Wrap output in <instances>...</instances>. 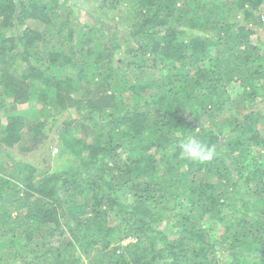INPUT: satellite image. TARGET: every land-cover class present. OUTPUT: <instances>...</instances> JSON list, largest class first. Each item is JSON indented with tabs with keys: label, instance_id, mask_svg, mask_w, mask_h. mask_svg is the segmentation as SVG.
<instances>
[{
	"label": "trees",
	"instance_id": "trees-1",
	"mask_svg": "<svg viewBox=\"0 0 264 264\" xmlns=\"http://www.w3.org/2000/svg\"><path fill=\"white\" fill-rule=\"evenodd\" d=\"M262 12L264 0H0V264H264ZM157 81L166 90L147 93ZM238 98L247 107L228 114ZM190 135L217 146L213 160L180 155ZM54 141L78 169L11 153ZM65 233L72 257L52 241Z\"/></svg>",
	"mask_w": 264,
	"mask_h": 264
},
{
	"label": "rangeland",
	"instance_id": "rangeland-1",
	"mask_svg": "<svg viewBox=\"0 0 264 264\" xmlns=\"http://www.w3.org/2000/svg\"><path fill=\"white\" fill-rule=\"evenodd\" d=\"M68 1L70 2V4H74V0H68ZM77 4H80V3H77ZM91 8H89L90 9L89 12H91ZM109 13H111V12H109ZM88 14L89 13H87L85 11L80 12L77 8H75L73 15H74V18L78 22L83 23V22H86L88 20V17H87ZM112 15H114V13L110 14V16H112ZM262 15H264V12H262ZM262 22L264 24L263 20H262ZM259 33H262V36L264 39V32H263L262 28L259 29ZM20 73H21V70L18 72V74H20ZM148 73L151 76V78L154 77L153 75H155V74L157 75L156 71L153 69H149ZM158 74H161V72H159ZM131 75H133V77H135V74L131 73ZM136 75H137V73H136ZM158 83H159V81H157V83L154 84V87L151 91L147 90L146 92L149 94H158L160 92L165 91L166 87L163 84L160 85ZM235 105H233V107H231L232 108V109H230L231 112L229 111L228 114L229 113H235L234 108H239V109H241L240 111H242L247 107V105L244 104V101L242 100V98H238L237 103ZM230 106H232V105L230 104ZM10 108H11V105H9L6 108V111H10ZM75 117H76V115H75ZM79 122H81L79 130L81 131L83 138L85 139L86 142L90 143L93 139L91 132H90V129L86 125H84L82 123V121H79ZM27 143H28L27 142V136L24 135V138L21 139L19 145H20V147H22V145L27 144ZM19 145L15 149H13L11 152L13 157L17 158V159H21V160H29V161H32L33 163L36 162L37 156H40L41 154L46 155L49 151L51 159L50 160L45 159L41 164L36 165V166H39V168L41 170L48 169V170H51L52 172L58 171V170L59 171L60 170L75 171L79 167L80 157L73 156L72 154L69 153V151L64 146L59 145L57 142H55L52 145L50 150H46L45 147H42L41 149H39L35 152H30L28 154L26 152H20L18 150ZM41 170H39V171H41ZM211 226H213V225H211ZM69 240H70V236L68 233H65L61 236H56V237L52 238L53 244L60 247L61 253L65 257H70V256L72 257L74 255V252L71 250V248L69 246H67V242ZM130 241H132V239L127 238V239L122 240L121 243L127 244Z\"/></svg>",
	"mask_w": 264,
	"mask_h": 264
},
{
	"label": "clouds",
	"instance_id": "clouds-1",
	"mask_svg": "<svg viewBox=\"0 0 264 264\" xmlns=\"http://www.w3.org/2000/svg\"><path fill=\"white\" fill-rule=\"evenodd\" d=\"M180 155L191 161L209 162L217 155V146L204 142L197 135L186 136L178 145ZM254 253L248 254V264H253Z\"/></svg>",
	"mask_w": 264,
	"mask_h": 264
},
{
	"label": "built area",
	"instance_id": "built-area-1",
	"mask_svg": "<svg viewBox=\"0 0 264 264\" xmlns=\"http://www.w3.org/2000/svg\"><path fill=\"white\" fill-rule=\"evenodd\" d=\"M262 20L264 21V15H262Z\"/></svg>",
	"mask_w": 264,
	"mask_h": 264
}]
</instances>
